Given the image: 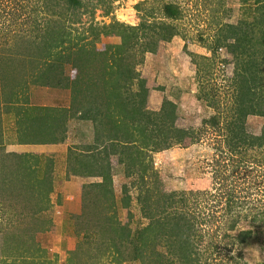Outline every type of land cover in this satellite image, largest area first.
<instances>
[{
    "label": "trees",
    "instance_id": "1",
    "mask_svg": "<svg viewBox=\"0 0 264 264\" xmlns=\"http://www.w3.org/2000/svg\"><path fill=\"white\" fill-rule=\"evenodd\" d=\"M110 1L48 0L46 12L50 15L39 16V11L32 15L31 11L32 31L22 34L12 31L8 38L0 39V103L6 110L9 106L15 108L19 115L18 131L9 137L3 131V107L0 108V202L10 201L9 205H13L16 212L9 214L7 208L2 207L1 218L6 225L0 227V264H49L42 259L47 249L36 242V234L49 230L52 224L44 217V212L51 206L50 194L54 190L53 160L49 158L44 164L43 156L7 151L6 144L64 142L68 137V122L73 118L91 122L94 138L90 143H80L82 146L69 147L67 176H93L102 180L83 184L82 212L74 222V233L81 241L68 251L67 264H125L141 258L144 262L146 251L160 240L165 241L169 252L178 255L183 264L199 262L193 258L197 249L192 239L197 231L196 220L188 219L187 213L169 211L174 203L173 194L163 193L160 187L151 189L146 179L153 163L151 151L170 148L186 139H197L195 128L177 124V106L173 101L164 99L159 110L148 108L146 80L137 70L145 54L156 52L161 41L179 34L178 29L172 22L163 20L154 23L153 34L140 41L145 39L140 34L150 27L144 22L139 26L119 20L109 25L95 24L91 19L95 8L100 3L108 6ZM243 2L250 3L244 6L245 15L237 23H220L212 45L214 53L225 47L233 57L234 74L230 84L234 115L227 122L226 144L235 154L240 152V146L264 145V131L256 135L247 130L249 115L264 116V0ZM162 11L172 20L181 14V9L172 2L165 3ZM83 14L90 15V23L82 22ZM66 19H71V23ZM102 35H120L122 42L99 49L96 40ZM140 45L142 50L138 57L135 47ZM69 65L84 69L79 79L73 80L65 73ZM136 84L138 89L133 90ZM31 85L68 89L70 105L42 107L32 104ZM203 96L198 95V99ZM44 110L60 112V116L52 120L45 118ZM219 118L215 114L209 121L219 127ZM42 128L49 129V134L24 137V129L36 132ZM224 152L225 148L221 151L222 157ZM115 154L120 156L126 177L135 176L140 181L138 202L144 216L150 219L142 228L133 229L131 223H124L120 218L112 178V156ZM156 188L158 197L153 199ZM123 191L122 203L127 207L132 195L127 185ZM218 195L216 207L221 202ZM235 196L237 193L228 194L224 200L225 212L221 215L224 219L229 213L233 216L229 219L232 231L237 228L241 214L237 210L241 202L233 200ZM260 202L264 203L262 197ZM253 215V222L264 221V211ZM254 231L240 230L233 239L245 244ZM161 257L165 260L164 254ZM242 257L239 253L236 258Z\"/></svg>",
    "mask_w": 264,
    "mask_h": 264
},
{
    "label": "rangeland",
    "instance_id": "2",
    "mask_svg": "<svg viewBox=\"0 0 264 264\" xmlns=\"http://www.w3.org/2000/svg\"><path fill=\"white\" fill-rule=\"evenodd\" d=\"M47 1L0 0V39L3 41L4 38H8L12 31H19L20 34L32 31L33 14L39 11V16L50 15L46 12ZM168 2L176 4L181 9L178 19L165 17L162 10L164 4ZM246 4L250 3H244L243 0H111L108 6L100 3L91 17L93 22L99 25H109L116 20L136 26L144 22L150 27L145 29L142 35L140 34V37H145L140 41L146 40L148 35L153 34L154 23L163 20L172 22L178 29L179 34L171 40L161 41L156 52H147L144 61L137 66V70L140 77L146 80L148 108L159 110L164 99L171 100L177 106V124L195 128L197 131L196 140L186 139L170 148L151 151L153 163L146 176L148 187L151 189L160 187L163 193L173 194L174 203L168 208L169 211L187 213L188 219L196 220L197 231L194 232L192 239L197 247L193 258L199 260L198 263L197 261L193 263L197 264H264V221H252L254 213L253 216L264 211V203L260 202L261 197L264 200V145L240 146V152H236L237 154L227 149V122L234 115L232 111L234 94L230 84V78L234 74V63L232 55L225 47L219 48L216 53L212 51L219 24L237 23L245 15L243 9ZM89 16L83 14L82 22L90 23ZM247 18L250 19V16ZM66 21L68 24L71 23V19ZM121 42L120 35H102L96 40L99 49H104L108 44ZM135 48L137 56L140 57L142 45ZM192 53L195 55L192 56ZM83 72L82 67L71 65L65 71L73 80L79 79ZM137 89L136 84L133 90ZM29 90L32 102L61 107L70 105L71 92L68 89L31 85ZM200 94L204 96L198 99ZM1 107L3 104L0 103ZM14 109L9 106L6 110L4 106L1 110L4 113L1 114V119L2 124L6 126L4 131L6 133L12 132L8 122L11 121L9 118L12 117L10 115ZM44 112L45 118L48 119L60 116V112L50 110ZM215 114L221 117L219 127L209 121ZM68 123V134L73 141H76L72 145L82 146L87 138L82 140L79 136L85 133L88 124L81 125L80 120L76 118L70 119ZM48 130L42 128L36 132L29 129L23 131L26 133L24 137L34 138V134L48 135ZM247 130L251 134L261 135L264 131V116L249 115ZM79 139L83 143L80 144ZM10 144L16 145L7 143V151L11 148H9ZM224 148V157H222L221 151ZM32 153L43 155L40 151H32ZM119 157V154L112 156V178L115 193L118 195L119 215L124 223H131L133 229L142 228L150 222V219L144 216L140 209L141 204L138 202L141 193L140 181L135 176L126 177L125 167L119 161ZM42 159L44 164L49 162L48 157L43 156ZM236 161L241 162V165H237ZM95 178L97 180L94 181L102 180L101 177ZM125 185L128 193L132 195L130 205L127 207H123L122 203L125 196L122 190ZM65 188L67 187L60 186L58 189L64 191ZM217 188H220L219 191ZM155 191L153 199L158 197V188ZM231 192L237 193L233 200L241 202V206L237 207L241 214L234 231L229 229V219L233 216L229 213L226 219L221 218L225 212L224 200ZM216 195L221 201L217 207L214 206L217 203ZM183 198L187 202L182 200ZM244 199L246 202L242 204ZM9 203L10 201L7 200L3 201V204L0 202V220L4 221L0 223V227L6 225L5 220L1 218L2 207L7 208L9 214L16 213L12 208L13 205L10 206ZM211 213L216 214V217ZM73 220L71 218L69 220L71 226L74 225L75 220ZM243 229L255 231L245 244H238L233 236ZM74 236L77 245L81 239L77 238L75 233ZM55 237L54 233L36 234V242L47 249L42 259L49 264H67L68 254L62 260V255L49 246L50 243L57 241ZM149 248L144 262L141 258L125 264H183L178 255L169 252L164 240ZM239 253H242V258H236ZM161 254H164L165 260Z\"/></svg>",
    "mask_w": 264,
    "mask_h": 264
},
{
    "label": "crops",
    "instance_id": "3",
    "mask_svg": "<svg viewBox=\"0 0 264 264\" xmlns=\"http://www.w3.org/2000/svg\"><path fill=\"white\" fill-rule=\"evenodd\" d=\"M32 104L42 107L58 106L54 104L48 105L39 102H32ZM10 116L12 117L9 118V120L14 122L13 123L11 121L8 122L10 123V128H12V132L11 133L5 132V133L9 137H11L13 134H16V130L18 129L17 119L19 115L17 114L16 109L13 110ZM83 123L84 124L87 123L88 127L86 128L85 133L79 137L82 140H85L87 138L86 141H84V143H90L94 138L93 125L91 122L80 121L81 125ZM3 126H4L3 131H6V126L5 125ZM80 139H79L80 143H83ZM74 142L76 141H73L71 136L68 134V137L64 142L45 143V144H22V143H17L16 141V142H12L13 144H16L15 146H12L10 144L11 146H9V148L10 147L11 148L10 149L8 148L9 151H15V152L40 151L41 153H43V155L40 156L48 157L51 160H53V162H55L53 163L54 190L50 194L51 206L50 208H47L44 212V217H46L47 219L49 215V219L52 221L51 224L52 226H50L49 230H47L46 232H40V233L42 234L48 233V235L50 234L52 235V233L55 234V236L57 237V238L55 237L57 241L50 243L49 246L51 249H54L55 251L60 253V255H62L61 256L62 260L65 259V257L68 254V251L76 248L74 225L71 226L69 220L71 218L74 219L76 222V220L78 219L77 216L82 212V201H83L82 186L86 182L97 180V178L93 176L90 177H83L77 175L67 176L68 149L70 146H72ZM54 170L56 171L54 172ZM60 186L67 187L64 190L65 192L58 189Z\"/></svg>",
    "mask_w": 264,
    "mask_h": 264
},
{
    "label": "bare ground",
    "instance_id": "4",
    "mask_svg": "<svg viewBox=\"0 0 264 264\" xmlns=\"http://www.w3.org/2000/svg\"><path fill=\"white\" fill-rule=\"evenodd\" d=\"M128 11V10H127Z\"/></svg>",
    "mask_w": 264,
    "mask_h": 264
}]
</instances>
